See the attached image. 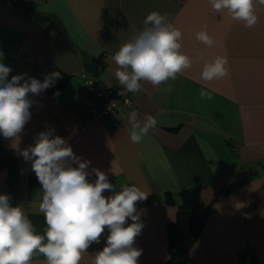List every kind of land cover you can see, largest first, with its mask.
<instances>
[{"label":"crops","instance_id":"0c3cea01","mask_svg":"<svg viewBox=\"0 0 264 264\" xmlns=\"http://www.w3.org/2000/svg\"><path fill=\"white\" fill-rule=\"evenodd\" d=\"M254 3L259 22L249 29L227 10L217 14L209 0H43L30 10L0 0V63L12 69L8 79L19 74L27 79L33 70L61 76L53 90L29 95L31 119L18 143L0 135V184H8L0 194H9L12 206L25 207L36 231L44 233L41 186L31 162L19 153L40 132L52 131L91 161L90 182L97 179L91 170L98 168L116 191L135 184L149 193L137 204L144 225L134 244L142 249L139 264L165 261L167 226L176 217L179 193L195 183L197 212L205 221L189 249V264H242L245 245H252L258 264H264V5ZM153 11L182 32L181 51L192 59L191 67L158 87L142 82L141 91L132 93L131 108L82 128L80 73L89 65L101 89L111 85L116 65L110 57L143 29ZM202 30L215 40L212 47L196 39ZM217 56H227L230 74L202 80L204 64ZM202 90L211 99L201 98ZM133 111L141 122L146 114L157 120L138 144L129 138ZM108 235L105 228L80 264H92ZM32 264H45V258L36 255Z\"/></svg>","mask_w":264,"mask_h":264},{"label":"clouds","instance_id":"9594fccd","mask_svg":"<svg viewBox=\"0 0 264 264\" xmlns=\"http://www.w3.org/2000/svg\"><path fill=\"white\" fill-rule=\"evenodd\" d=\"M209 3L217 14L227 10L245 28H254L259 22L254 0H209ZM259 3L264 5V0ZM143 24V29L110 57L116 65V79L130 93L141 91L142 82L158 87L175 80L177 74L192 65V59L181 51L182 32L165 15L153 11ZM196 39L208 47L215 43L205 30L197 32ZM228 63L227 56L206 62L201 79L212 81L228 76ZM11 71L0 63V135L18 143L31 119L33 101L29 95H39L61 76L53 72L41 82L19 74L9 80ZM53 95L56 97L59 92ZM200 96L211 99L203 90ZM138 116L136 111L129 116V138L134 144L140 143L157 125L151 115L146 114L143 122ZM19 154L31 162V170L41 186L39 211L47 227L43 234L38 233L25 214V207L12 206L11 196L0 194V264H32L36 255H42L45 264H80L90 245L99 243L105 228L109 235L103 249L91 256L92 264H139L142 249L134 244L144 225L137 204L146 200L149 193L135 184L120 185L116 191L107 174L98 168L91 170L97 179L90 182L91 161L78 157L67 141L53 136L52 131L40 132L34 144ZM105 191L113 194L106 197Z\"/></svg>","mask_w":264,"mask_h":264},{"label":"built area","instance_id":"2783aa9c","mask_svg":"<svg viewBox=\"0 0 264 264\" xmlns=\"http://www.w3.org/2000/svg\"><path fill=\"white\" fill-rule=\"evenodd\" d=\"M41 1L43 0H2L7 6L12 7L15 4H22L27 10L32 9ZM80 77L84 82L85 91L83 99L85 113L80 123L82 128L101 117H116L121 107L131 108L133 106L132 93L120 85L116 77L114 82L105 89L98 86L99 78L94 71V67L84 69L80 73ZM7 187V182L0 184L1 189ZM240 259L242 264H258L255 248L252 245L243 246Z\"/></svg>","mask_w":264,"mask_h":264},{"label":"trees","instance_id":"16d2710c","mask_svg":"<svg viewBox=\"0 0 264 264\" xmlns=\"http://www.w3.org/2000/svg\"><path fill=\"white\" fill-rule=\"evenodd\" d=\"M89 68V65H87ZM32 77L41 82L46 75L39 70H33ZM59 85L58 81L49 87L53 90ZM235 185L232 184V187ZM200 185L195 183L191 187H184L180 191V200L177 202L176 217L167 226L168 256L161 264H189L191 261L189 249L197 239L205 221V217L197 212ZM168 200L174 202L169 193Z\"/></svg>","mask_w":264,"mask_h":264}]
</instances>
